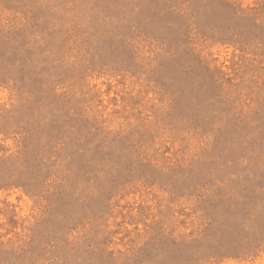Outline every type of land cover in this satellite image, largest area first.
I'll return each mask as SVG.
<instances>
[{
  "label": "rangeland",
  "instance_id": "obj_1",
  "mask_svg": "<svg viewBox=\"0 0 264 264\" xmlns=\"http://www.w3.org/2000/svg\"><path fill=\"white\" fill-rule=\"evenodd\" d=\"M0 264H264V0H0Z\"/></svg>",
  "mask_w": 264,
  "mask_h": 264
}]
</instances>
